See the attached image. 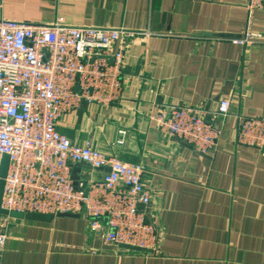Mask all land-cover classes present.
I'll return each mask as SVG.
<instances>
[{"label":"crops","instance_id":"crops-1","mask_svg":"<svg viewBox=\"0 0 264 264\" xmlns=\"http://www.w3.org/2000/svg\"><path fill=\"white\" fill-rule=\"evenodd\" d=\"M246 0H0V18L137 32L127 39L122 90L108 106L83 102L57 128L74 142L141 164L145 214L157 249L105 245L84 213L52 220L2 217L0 264H264V152L237 142L238 116L264 117V40L241 45ZM252 31L264 36V8ZM231 110L215 123V151L199 153L159 129L170 106ZM79 184L106 171L84 164Z\"/></svg>","mask_w":264,"mask_h":264},{"label":"built area","instance_id":"built-area-1","mask_svg":"<svg viewBox=\"0 0 264 264\" xmlns=\"http://www.w3.org/2000/svg\"><path fill=\"white\" fill-rule=\"evenodd\" d=\"M247 27L241 45L263 41L252 31L264 0H246ZM137 32L91 25L72 26L57 17L50 24L0 18V168L1 208L8 212L84 213L89 229L105 245L157 254L158 232L147 221L151 191L141 164L126 163L60 133L57 121L83 102L108 106L122 90L127 39ZM231 101L223 97L206 114L200 108L170 106L155 119L159 129L212 154ZM237 142L264 152V117L238 116ZM105 169L102 176L74 185L73 166ZM6 235L0 230V254Z\"/></svg>","mask_w":264,"mask_h":264},{"label":"water","instance_id":"water-1","mask_svg":"<svg viewBox=\"0 0 264 264\" xmlns=\"http://www.w3.org/2000/svg\"><path fill=\"white\" fill-rule=\"evenodd\" d=\"M58 131L63 134H67V135L69 134V132H66L65 130H62V129H58ZM7 168H8V157L4 155L2 158V164L0 168V215L9 216L12 218H25V219H30V220H45V221L52 220L54 216L56 215L57 216L73 215L69 213H58L56 215H53V214H42V213H36V212H26V213H20V212H15V211L8 212L7 210L1 208V199H2L3 187H4L3 178L6 176ZM78 171L79 169L76 167L73 169L72 174H71V178L73 180L74 185H76L79 180L78 175H77Z\"/></svg>","mask_w":264,"mask_h":264},{"label":"rangeland","instance_id":"rangeland-1","mask_svg":"<svg viewBox=\"0 0 264 264\" xmlns=\"http://www.w3.org/2000/svg\"><path fill=\"white\" fill-rule=\"evenodd\" d=\"M0 230L3 231V223H2V217L1 216H0Z\"/></svg>","mask_w":264,"mask_h":264}]
</instances>
